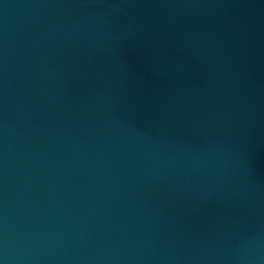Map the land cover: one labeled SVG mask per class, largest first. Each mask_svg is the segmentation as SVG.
<instances>
[{"label": "water", "instance_id": "1", "mask_svg": "<svg viewBox=\"0 0 264 264\" xmlns=\"http://www.w3.org/2000/svg\"><path fill=\"white\" fill-rule=\"evenodd\" d=\"M0 264H264V0H0Z\"/></svg>", "mask_w": 264, "mask_h": 264}]
</instances>
